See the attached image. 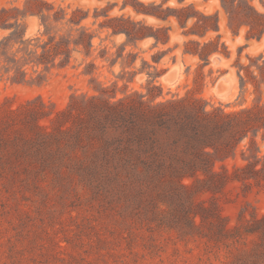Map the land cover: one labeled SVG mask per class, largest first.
Returning a JSON list of instances; mask_svg holds the SVG:
<instances>
[{"label":"rangeland","instance_id":"rangeland-1","mask_svg":"<svg viewBox=\"0 0 264 264\" xmlns=\"http://www.w3.org/2000/svg\"><path fill=\"white\" fill-rule=\"evenodd\" d=\"M26 1L0 0V8L23 9ZM42 1L64 9L66 18L76 9L86 14L79 26L93 33V47L89 56L73 51L64 67L40 76L38 68L28 81L0 79V110L23 106L29 111L9 114L7 132H2L6 141L0 143V264H231L243 257L253 248V237L246 236L244 228L252 223V215L264 216V182L231 177L243 163L239 148L235 158L216 162L215 170L224 168L229 176L222 183L168 182L117 152L118 129L100 115L99 106L134 92L156 94L155 102L202 99L208 109L232 111L251 105L252 85L241 89L237 70L250 62L249 57L264 54V32L260 38L247 39L249 26L242 22L254 19L249 7L264 14V0H237L233 20L242 25L236 32L228 27L221 0H184L200 13L217 14L218 30L204 37L183 34L193 21L181 27L173 16L162 20L134 7L153 3L173 9L182 5L178 0ZM20 21L25 38L40 36L44 29L38 16ZM133 21L159 34L168 28V41L155 43L146 37L123 48L124 33L100 27L134 29ZM55 25L59 34L68 35L69 26ZM7 33L0 31V37ZM208 39L218 40L220 52L207 61L184 53L189 40ZM72 95L76 99L71 114L52 124ZM93 113L100 125L88 118ZM31 123L42 136L35 135L29 143L18 141L14 132L32 133ZM256 141L264 153L261 132ZM214 215L227 228L239 229L236 241L228 244L214 238L209 223L215 221Z\"/></svg>","mask_w":264,"mask_h":264},{"label":"trees","instance_id":"trees-1","mask_svg":"<svg viewBox=\"0 0 264 264\" xmlns=\"http://www.w3.org/2000/svg\"><path fill=\"white\" fill-rule=\"evenodd\" d=\"M178 1L182 5L173 9L153 3L134 7L137 12L162 20H168L173 16L181 27H186L187 22L193 21L189 29L183 30L184 35L198 34L204 37L209 31L218 30L217 14L205 15L196 11L192 3ZM32 2L37 5L35 7L27 5ZM237 2L232 0V4H228L226 0H221V5L228 14V27L236 32L237 27L244 23L249 26L247 39L260 38L264 32V14L249 7L253 11V21L238 24L233 20V9L238 7ZM28 15L40 18L44 27L40 36L25 38V28L20 20ZM66 15L64 9H56L52 4L42 0H27L23 9L0 8V31H8L0 37V79L6 76L15 82H25L32 78L33 72H38V68H41L37 73V76H40L42 71L68 65L73 51L91 55L94 35L85 26H79L86 14L84 16L76 9L68 18ZM112 20L124 22L122 18ZM55 24L69 26L68 35L59 34ZM131 24L134 29L111 24H101L100 27H110L113 34L124 33L126 41L123 48L127 43L146 37H153L155 43L168 41V28L159 34L141 21H133ZM76 26H79L75 28L77 36L71 38V32ZM146 29H150L151 32L143 31ZM217 44V39L202 42L189 40L184 53L198 55L207 61L211 54L220 52ZM249 60L248 64L239 65L237 75L241 89H245L248 83L252 85L254 97L251 105L238 110L226 111L218 106H211L208 109L207 102L191 97L155 102L156 94L149 92L146 94L134 92L113 103L104 100L99 106L100 115L118 129L119 134L115 138L117 152L127 158L136 159L149 170L155 171L157 177L168 182L191 179L192 182L222 183L229 176L224 168L221 172L215 170L216 162L228 157L235 158L236 150L239 148L243 163L234 169L231 177L236 180H251L257 184L264 182V153L256 141V136L260 132L264 138V54L249 57ZM253 68L258 71L257 74ZM145 96L147 99H144ZM71 99L67 109L52 119V124H59L62 118L71 114L76 96L72 95ZM28 112L27 107L23 106L17 111L0 110V143L6 141L2 137V132L8 129L9 114L25 115ZM96 114H90L88 118L100 125L101 120ZM30 129L33 134L25 129L15 131L17 140L29 143L35 135L42 136L36 124L31 123ZM59 133L65 132L59 130ZM13 144L18 145L17 142ZM214 218L215 221L209 222L214 238L223 243L236 241V236L240 234L239 229H229L222 219L216 215ZM244 233L253 237V248L246 249L245 255L231 264H264V216L252 215V223L244 228Z\"/></svg>","mask_w":264,"mask_h":264}]
</instances>
